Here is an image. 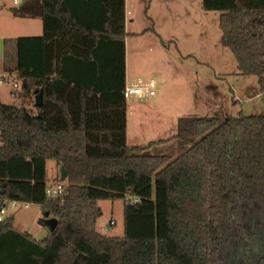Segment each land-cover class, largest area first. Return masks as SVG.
<instances>
[{
  "label": "trees",
  "instance_id": "16d2710c",
  "mask_svg": "<svg viewBox=\"0 0 264 264\" xmlns=\"http://www.w3.org/2000/svg\"><path fill=\"white\" fill-rule=\"evenodd\" d=\"M126 1L11 8L41 19L44 33L5 40L4 67L31 106L0 101V207L36 204L58 224L39 240L8 216L0 264H264V115L182 117L172 137L130 146ZM202 5L221 12L240 74L258 76L264 90V0ZM173 140L178 154L148 153ZM48 160L68 171L62 197L46 195ZM126 195L124 235L100 232L99 201Z\"/></svg>",
  "mask_w": 264,
  "mask_h": 264
},
{
  "label": "rangeland",
  "instance_id": "374dc122",
  "mask_svg": "<svg viewBox=\"0 0 264 264\" xmlns=\"http://www.w3.org/2000/svg\"><path fill=\"white\" fill-rule=\"evenodd\" d=\"M0 6L4 23L1 25L10 28V32L4 33L23 34V20L10 10L13 0H0ZM220 15V11H206L202 0H127L128 84L137 82V76L143 80L152 73L160 76L155 79V96L147 100L128 98L129 145L144 146L172 137L182 117L219 116L224 120L240 115H264V90L259 78L240 74L238 62L224 42ZM149 28L155 31L140 36ZM134 40L137 46L130 44ZM0 50L4 52V44ZM5 71L8 70L3 63L0 72ZM10 92V84L0 85V100L12 105H30L28 99L13 98ZM176 145L177 140H173L152 147L148 153L170 151L176 155L179 149ZM56 165L55 160L47 163L48 182L52 184L62 181ZM130 198L126 195L124 199L99 201V231L110 236L124 235V209ZM13 214L18 230L29 232L37 239L47 234L39 205L19 202ZM112 220L114 225H110Z\"/></svg>",
  "mask_w": 264,
  "mask_h": 264
},
{
  "label": "built area",
  "instance_id": "2783aa9c",
  "mask_svg": "<svg viewBox=\"0 0 264 264\" xmlns=\"http://www.w3.org/2000/svg\"><path fill=\"white\" fill-rule=\"evenodd\" d=\"M24 0H13L15 5H20ZM11 85V96L17 98L18 90L20 89V83L16 78V75L9 72H0V85L2 84ZM156 82L154 80H143L139 79L135 83L127 84L125 88L124 95L125 97L131 98L136 96L140 99H147L156 94L155 91ZM66 185L63 181H58L56 183L47 182L46 184V195L48 197L58 198L65 195ZM134 202H139V199H136ZM18 201H8L2 207H0V222L4 221L8 216L13 214V211L18 206ZM115 221H111L110 225H114Z\"/></svg>",
  "mask_w": 264,
  "mask_h": 264
},
{
  "label": "crops",
  "instance_id": "0c3cea01",
  "mask_svg": "<svg viewBox=\"0 0 264 264\" xmlns=\"http://www.w3.org/2000/svg\"><path fill=\"white\" fill-rule=\"evenodd\" d=\"M14 6H19V5H15L14 4ZM14 6H12V7H14ZM12 7H10V10H11V8ZM126 9H127V1H126ZM2 10H3V8H2V6H0V13L2 12ZM11 13H12V11H11ZM13 14V13H12ZM18 18H20V19H22L23 21H21V27H22V31H24V33L23 34H21V35H19V36H8V34H5V33H7V32H10V28L9 27H7V26H5V25H1V24H4L3 23V20H2V18H1V14H0V32H2L1 34L2 35H0V46H1V44H4L5 45V40L6 39H16V38H18V37H21V36H38V35H42L43 33H44V26H43V22H42V20L41 19H39V18H21V17H18ZM130 21L131 22H134L135 20L134 19H130ZM41 22V23H40ZM126 30H127V22H126ZM4 31H5V33H4ZM147 32L148 31H146V32H141V34H140V36H144V35H146L147 34ZM10 35V34H9ZM134 36L136 37V38H138L139 36H138V34H134ZM137 40V39H136ZM136 40H134V41H131V43L130 44H132V46L134 45V46H137L136 44H137V42H136ZM135 42V43H134ZM4 53H5V50H4V52L2 51V50H0V69H2V67H3V62H4ZM128 56H129V51H128V36H127V38H126V83L128 84L129 83V79H128V70H129V58H128ZM138 75H141V74H138ZM156 77L157 78H160V76H159V74H150V75H148V76H146L145 78L147 79V80H154L155 81V79H156ZM139 79H142L141 78V76H137V81L139 80ZM145 79V80H146ZM156 95V94H155ZM154 95V96H155ZM135 98L137 99V100H144V99H140V98H138V97H136L135 96ZM151 98V97H150ZM150 98H147V99H150ZM18 99V98H17ZM146 99V100H147ZM1 101V100H0ZM131 101V100H130ZM2 102V101H1ZM4 103V102H3ZM129 100L127 99V141H128V122H129V120H128V106H129ZM132 104V103H131ZM131 146V145H130ZM137 146V145H136ZM133 147V146H132ZM49 161V160H48ZM48 161H47V163H48ZM56 164H57V162H56ZM57 166V169H59V172H60V168H61V166L59 165V164H57L56 165ZM48 172V171H47ZM59 177V176H58ZM57 179H59V178H54V180H57ZM44 226V225H43ZM99 230V229H98ZM110 230V229H109ZM20 231V230H19ZM45 231H46V229H45ZM21 232H25V231H21ZM100 232H102V231H100ZM46 235L44 236V237H42V238H40L39 240H41V239H43V238H45L47 235H48V232L46 231ZM103 233V232H102ZM104 234H106V233H104ZM106 235H108V234H106ZM110 236V235H109ZM36 238V237H35ZM37 239V238H36Z\"/></svg>",
  "mask_w": 264,
  "mask_h": 264
},
{
  "label": "water",
  "instance_id": "95a60500",
  "mask_svg": "<svg viewBox=\"0 0 264 264\" xmlns=\"http://www.w3.org/2000/svg\"><path fill=\"white\" fill-rule=\"evenodd\" d=\"M44 104V94H43V90H40L37 92L36 97H35V106L36 107H42ZM60 179L62 181H66L67 177H68V171L64 166H61L60 168ZM45 217H47V225H44L46 231L49 233H51L52 230H54L57 227L58 224V220L56 218L50 217V213L49 212H45Z\"/></svg>",
  "mask_w": 264,
  "mask_h": 264
}]
</instances>
